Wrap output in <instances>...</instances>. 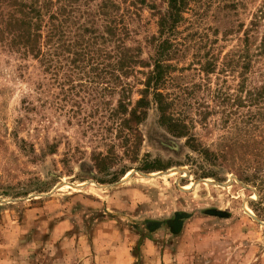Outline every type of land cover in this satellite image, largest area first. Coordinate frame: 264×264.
<instances>
[{
	"label": "rangeland",
	"instance_id": "1",
	"mask_svg": "<svg viewBox=\"0 0 264 264\" xmlns=\"http://www.w3.org/2000/svg\"><path fill=\"white\" fill-rule=\"evenodd\" d=\"M262 1L194 0L184 13L176 36L186 48L178 46L171 61L177 69L169 87L176 86L187 119L211 107L194 137L167 134L154 106L139 125L142 137H117L118 120L107 118L101 102L109 96L95 77L68 91L69 112L58 108V89L54 104L40 107L32 68L20 74L0 47V264H264V101L249 107L259 117L244 122L243 104L221 124L222 111L250 87L247 81L237 92L239 67L221 71L222 60L209 82L219 98L193 90L203 77L194 56L216 39L221 59ZM136 23L147 59L155 18L144 9ZM263 34L264 18L251 51ZM139 78H128L133 99ZM102 157L108 164L98 170Z\"/></svg>",
	"mask_w": 264,
	"mask_h": 264
},
{
	"label": "trees",
	"instance_id": "2",
	"mask_svg": "<svg viewBox=\"0 0 264 264\" xmlns=\"http://www.w3.org/2000/svg\"><path fill=\"white\" fill-rule=\"evenodd\" d=\"M194 0H0V47L14 55L19 62L20 74L32 68L35 73L33 91L37 94L40 107L54 104L61 95V110H67L68 91L77 88L78 92L87 86L84 78H99L102 92L106 97L101 102L107 111V118L118 122L117 137H142L139 125L146 119L147 111L154 106L158 112L157 123L172 137H194L191 130L198 122L206 125L210 106L197 121L187 119L178 111L182 103L178 90L173 86L172 72L177 67L172 59L178 54V46L183 45L177 37V27L185 20L184 13L190 9ZM144 9L155 18L156 33L145 37L150 48L147 59L142 57V45L136 36L139 34L141 13ZM264 18V0L253 13L249 26L241 29L238 43L219 59L220 49L214 44L216 39L198 48H204L200 55L194 56L199 70L203 73L201 83H195L193 90L204 88L208 95L215 92L217 98L221 89L212 90L210 75L216 72L218 61L221 71L234 72L239 67L240 82L237 92L246 87V98L236 97L228 111H222L227 124L237 108L246 104L247 111L242 116L249 122L262 114L249 107L264 101V34L251 51L258 33L260 20ZM239 26V25H238ZM235 31H238L235 29ZM240 31V32H241ZM229 31L223 35L226 36ZM239 32V33H240ZM31 61L32 63H29ZM142 74L138 79L141 88L136 89L138 97L132 98L131 76ZM258 77L259 83L253 82ZM80 82L74 83V79ZM111 79V80H109ZM83 80V81H82ZM91 83V82H88ZM116 95L114 106L111 97ZM44 96V97H41ZM224 100V97H221ZM25 109L34 110L33 103L25 101ZM236 106V107H235ZM96 106L94 112H99ZM81 111L78 105V113ZM69 112V111H68ZM94 114V113H93ZM264 114V112H263ZM242 121V122H243ZM237 122V121H236ZM140 143V142H139ZM208 151H206L207 153ZM106 158H98L95 168L105 170ZM149 171L150 165H143Z\"/></svg>",
	"mask_w": 264,
	"mask_h": 264
}]
</instances>
